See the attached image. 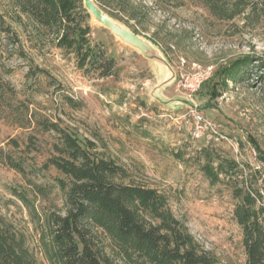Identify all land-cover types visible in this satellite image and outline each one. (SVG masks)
<instances>
[{
	"label": "rangeland",
	"instance_id": "obj_1",
	"mask_svg": "<svg viewBox=\"0 0 264 264\" xmlns=\"http://www.w3.org/2000/svg\"><path fill=\"white\" fill-rule=\"evenodd\" d=\"M244 1L253 6L249 18L232 21L211 15L201 0L104 2L151 40L175 71L182 59L188 71L194 65L213 67V77L196 100L218 134L196 138L177 83L158 89L163 68L92 17V41L101 43L116 61L111 77L85 74L73 54L56 46L53 34L39 33L7 0H0V17L7 28L0 27V75L14 91L0 108V150L21 159L29 181L45 186L47 192L33 193L21 174L0 163V213L25 235L39 262L49 264L40 245L41 227L48 214L65 213V200L54 180L63 175L45 168L55 154L56 136L43 132L35 117L60 120L86 138L102 139L107 156L125 166L136 183L168 196L175 216L216 257V264H244L241 229L232 219V188L250 187L264 195V0ZM244 58L250 59L243 68L244 80L226 81L225 71ZM206 150L236 161L238 175L212 184L202 171ZM14 189L29 194L40 220L14 196Z\"/></svg>",
	"mask_w": 264,
	"mask_h": 264
},
{
	"label": "trees",
	"instance_id": "obj_2",
	"mask_svg": "<svg viewBox=\"0 0 264 264\" xmlns=\"http://www.w3.org/2000/svg\"><path fill=\"white\" fill-rule=\"evenodd\" d=\"M12 10L29 20L39 33L56 37V46L73 54L77 67L85 74L102 78L115 74L116 61L101 43L91 39V17L83 0H7ZM97 5L113 19L123 22L107 9L105 0ZM103 2V4L101 3ZM172 1V0H169ZM201 5L221 21L249 18L253 6L239 0H201ZM254 12V11H253ZM23 17L18 22L25 25ZM125 22H123L124 24ZM5 21L0 17V27ZM136 34L138 31L129 26ZM244 58L225 71L226 81L244 80ZM14 91L0 75V108ZM3 102V103H2ZM8 102L7 107L10 108ZM45 133L56 136L55 154L45 165L63 178L55 177L64 195L65 213L48 214L41 227L40 245L49 264H216L217 259L203 249L189 227L178 219L168 196L136 183L128 169L107 156L102 139L91 140L62 121L33 119ZM15 148L18 143L12 141ZM202 171L212 184L232 180L238 175L236 161L214 157L203 151ZM264 162V158L261 159ZM0 163L21 174L33 193L47 196L46 187L28 179L26 165L10 152L0 150ZM35 218L29 194L13 190ZM235 200L232 219L240 227L244 264H264V195L259 190L233 186ZM0 264H42L27 246L26 237L0 213Z\"/></svg>",
	"mask_w": 264,
	"mask_h": 264
},
{
	"label": "water",
	"instance_id": "obj_3",
	"mask_svg": "<svg viewBox=\"0 0 264 264\" xmlns=\"http://www.w3.org/2000/svg\"><path fill=\"white\" fill-rule=\"evenodd\" d=\"M83 5L90 17H92L96 23L111 31V33L121 42L137 50L145 59L163 68L162 70L165 72V74L163 72L164 75L161 78L158 89L176 83V71L168 63L162 52L151 40H146L145 38L141 37L140 34H136L130 30V28L124 26V24L121 22L110 17L97 5L95 0H83ZM196 97L197 96L194 97V102L198 106V111H200ZM185 101L188 103L189 109L195 108V104L192 101L188 100L187 98H185Z\"/></svg>",
	"mask_w": 264,
	"mask_h": 264
},
{
	"label": "built area",
	"instance_id": "obj_4",
	"mask_svg": "<svg viewBox=\"0 0 264 264\" xmlns=\"http://www.w3.org/2000/svg\"><path fill=\"white\" fill-rule=\"evenodd\" d=\"M177 86L185 98L195 104V108L190 109L189 118L193 122V135L202 138L207 135H217L218 127L198 111V106L194 102V97L202 90V87L213 77V67H198L194 65L189 71L186 62L182 59L177 67ZM187 121V122H190Z\"/></svg>",
	"mask_w": 264,
	"mask_h": 264
}]
</instances>
